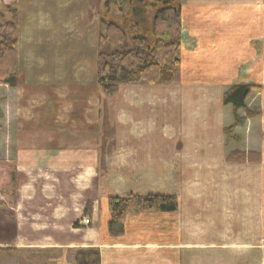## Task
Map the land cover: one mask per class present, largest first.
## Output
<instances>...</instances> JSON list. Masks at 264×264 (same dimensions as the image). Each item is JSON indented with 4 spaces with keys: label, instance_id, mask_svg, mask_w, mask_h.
I'll return each mask as SVG.
<instances>
[{
    "label": "crops",
    "instance_id": "1",
    "mask_svg": "<svg viewBox=\"0 0 264 264\" xmlns=\"http://www.w3.org/2000/svg\"><path fill=\"white\" fill-rule=\"evenodd\" d=\"M180 2V71L202 73H181L189 80L188 90L177 84H128L111 96L95 92L83 98L82 93L66 92L62 109L51 110L52 121L28 129L26 145L18 136L12 144L16 151L27 146L32 180L47 176L62 181L59 189L33 186L30 196L65 197L70 180L79 182L80 194L98 193L97 180L113 179L136 182L127 193L113 191L117 196L158 193L177 198L175 211L127 215L118 236L106 231V217L100 237L95 220L90 227L85 226L87 218L80 220L82 204L73 216L65 198L62 242L51 241L62 248L95 247L101 253L127 248L140 252L138 264H162L161 258L165 264H264L263 0ZM233 84L260 88L245 100L257 115L228 139L223 129L233 116L222 96ZM49 110L41 108L40 116ZM5 140L0 132V153ZM231 151L245 153L246 161L227 162ZM111 160L116 165L108 168ZM77 218L79 227L72 228ZM146 248L154 253H141ZM165 251L169 256H163ZM62 259L67 260L61 255L59 264Z\"/></svg>",
    "mask_w": 264,
    "mask_h": 264
},
{
    "label": "rangeland",
    "instance_id": "2",
    "mask_svg": "<svg viewBox=\"0 0 264 264\" xmlns=\"http://www.w3.org/2000/svg\"><path fill=\"white\" fill-rule=\"evenodd\" d=\"M8 4L17 8L18 60L24 79L15 87L0 85V132L5 133L6 136L5 144L1 148L0 164L8 165L15 171L18 190L14 207L0 206V264H59L57 260L61 255L67 259H62L63 264H75L73 259L80 249L97 250L100 256L99 264H138L141 255L136 250L103 249L101 253V250L95 247L72 246L70 249L62 248V243L58 245L51 242L52 237L62 242V205H66L65 198L70 200L73 216L78 215L82 204L80 220L87 218L85 226L89 227L92 225L91 221L95 220L97 236L100 237L104 221L106 217L109 220L110 216L108 197L114 195L113 191L127 193L135 188L136 182L97 180L98 193L91 191L90 194L83 191L85 194L82 193V195L79 193V182L70 180V185L67 183L65 188L67 189L65 197L61 195L30 196L29 190L33 186L58 188L62 187V181L53 180L47 176L41 177L38 181L32 180L26 168L30 158L27 155V146L20 147L17 152L11 140L12 137L18 136L24 141L23 145H26L27 130L40 129L38 123L52 121H48L49 115L52 116L51 110L62 109V101L65 99L63 95L66 92L82 93L83 98L94 97L95 92H100L95 82L94 61L97 11L102 1L15 0L4 2L0 0V11H5L4 6ZM188 21L189 19L184 21L185 28L189 27ZM182 46H185L184 42ZM185 48L187 49V45ZM184 54L185 63L188 53ZM183 72L180 71L176 84L188 90L189 80L182 78L181 73L183 77H188L196 72L193 68H185ZM195 75L202 76V73ZM41 108L45 111L46 108L50 110L47 114L44 112V116H40ZM53 118L61 119L57 116ZM27 120H31V123H27ZM59 125L62 126V123ZM54 128L58 129V127ZM16 131H19L18 135ZM112 161L110 165H107L108 168L116 165L112 164ZM102 167L104 168V165ZM114 175L117 174L114 173ZM86 208L89 214L84 213ZM55 211L60 212L53 214ZM78 222L79 218L71 223V227L78 228ZM106 231L108 232L107 222ZM108 234L114 236L109 232ZM150 252L154 253V249L146 248L141 251L147 254ZM165 253L163 256H169V251ZM149 258L152 259V257ZM161 259L163 261L161 263L165 264L163 258Z\"/></svg>",
    "mask_w": 264,
    "mask_h": 264
},
{
    "label": "trees",
    "instance_id": "3",
    "mask_svg": "<svg viewBox=\"0 0 264 264\" xmlns=\"http://www.w3.org/2000/svg\"><path fill=\"white\" fill-rule=\"evenodd\" d=\"M101 1L94 61L95 82L100 92L111 96L128 84L178 83L182 59L180 0ZM4 7L5 11H0V85L15 87L24 79L18 60L17 8L12 4ZM258 88L254 84H233L224 92L222 102L231 106L233 116L232 124L223 129L226 138L234 139L233 131L242 129L247 119L257 115L246 108L245 100ZM240 109L245 110L243 116L238 114ZM246 156L231 151L226 161L245 162ZM255 156L258 162L259 155ZM16 181L15 171L0 164V206H15ZM107 203L110 215L107 228L114 236L123 234L128 214L172 212L178 206L174 195L158 193L112 195ZM84 213L89 214L87 208ZM73 260L75 264H99L100 256L97 250L80 249Z\"/></svg>",
    "mask_w": 264,
    "mask_h": 264
}]
</instances>
